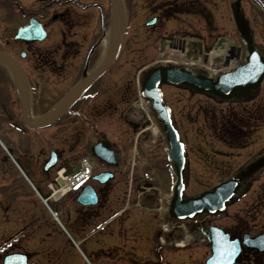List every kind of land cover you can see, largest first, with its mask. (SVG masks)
I'll return each instance as SVG.
<instances>
[{
    "label": "flooded vegetation",
    "instance_id": "flooded-vegetation-1",
    "mask_svg": "<svg viewBox=\"0 0 264 264\" xmlns=\"http://www.w3.org/2000/svg\"><path fill=\"white\" fill-rule=\"evenodd\" d=\"M210 1L215 14L212 11L211 14L210 11L206 13L200 0H168L158 9L162 14L147 19L145 24L153 20L146 27L164 59L142 63L137 67L135 80L118 85L106 80L116 61L102 74V59L106 53V49L102 50V0H0V53L11 60L0 59V212L9 209L7 202L14 193L23 194L16 196L22 209H45L39 197H50L60 177L58 170L64 167V175L71 174L79 168L83 158H88L93 163V169L100 167L99 171L93 170L76 189L50 202V206L66 222L74 239L83 246L100 238L102 244V230L118 223L122 224L123 230L132 229L138 236L136 244L131 245L135 248L131 253H125V249L115 244L114 249L125 253L123 258L128 264H147L146 258L154 254V247H164L168 254L167 245L156 242L152 237V228L155 226L159 229L165 220L181 223L170 218L168 212L163 213L166 210L165 205L164 208L162 206L165 192L154 184L152 178L162 159L169 162L171 181L176 178V171L168 159L170 150L165 141L166 133L148 101H145L146 111L142 110L145 117L141 115L138 121L133 119L134 116L132 119L129 117L135 107L142 108L139 91L144 78L152 69L166 66L203 75L212 85H216L219 77L234 73L246 65L251 53H257L264 64V0ZM182 15L212 21L208 28L210 32L206 30L203 33L200 21L191 29L181 24L180 27L169 24L166 27L167 22L181 21ZM218 21L226 24L223 26ZM18 30H22V34L16 37ZM125 42L124 35L122 48ZM170 53L175 54L177 59L166 58ZM189 57H197V62L187 61ZM79 86L81 88L75 99L54 120L37 127L26 123L25 117H41ZM158 88L182 143L184 138L180 133L187 129H192L197 136L201 134L204 112L200 101L204 93L217 104H232L234 110L239 107L237 104L244 106L245 118L232 111L223 118L225 120L220 121L221 125H210L229 148H241L248 144L247 140L252 134H260L259 138L264 141V77L257 87L236 90L227 98L179 83H162ZM172 89L182 93L189 91L190 99L195 98L188 111L179 114L185 125L177 120L174 106L167 101V91ZM180 98L183 99V95ZM181 106L185 107V103ZM205 117L208 124L214 123L208 116ZM113 119L117 121V126L113 127ZM118 128H122V131ZM106 129L113 130V134L119 132V141L111 140ZM100 140L109 141L116 166L100 162L91 155V146ZM158 141L165 145L161 147L156 143ZM184 149L186 170L188 148L184 145ZM199 150L200 153L205 151L203 148ZM52 153L55 162L45 169ZM200 156L206 167L214 165L217 171L224 168L215 164L207 153L203 152ZM263 162L264 156L255 163ZM251 166L246 165L239 171L236 177L239 182L245 180ZM106 171L113 172V177L105 183L92 179L98 172ZM205 172L203 170L194 177L197 180L212 177ZM226 175L227 178L222 181L229 179L230 176ZM116 177L124 180L125 186L128 185L127 189L117 194L107 189ZM91 182L97 184L93 185L97 202L94 205H80L76 197ZM110 197H115L117 203L113 212L111 208L114 203ZM107 212H110L108 217ZM224 216L223 212L214 215L202 212L182 222H186L183 223L186 229H198L204 237L208 235L210 226L240 241L243 233L256 235L248 230L246 221L240 219V225L234 218L229 225L222 224L220 220ZM207 245L210 247L208 241ZM87 250L90 251L89 256H102V247ZM107 253L104 249L103 255L107 256ZM3 255L0 253V264ZM256 256L260 254L242 247L234 264H252ZM31 261L28 256V262Z\"/></svg>",
    "mask_w": 264,
    "mask_h": 264
},
{
    "label": "rangeland",
    "instance_id": "rangeland-1",
    "mask_svg": "<svg viewBox=\"0 0 264 264\" xmlns=\"http://www.w3.org/2000/svg\"><path fill=\"white\" fill-rule=\"evenodd\" d=\"M200 1L203 4L202 8H205L204 10L206 13L210 11L211 14L212 11V13L215 14V12H213L212 1ZM166 3H168V0L122 1V25L126 42L124 47L120 50L118 58L112 66L110 73L106 76L107 82H115L118 85L131 83L136 79L137 67L139 65L154 59H164V55H161L162 51H160L156 44L152 42V37L148 32L149 28L146 27L145 22L153 15L161 13L158 9H161ZM189 5L190 3H188V6ZM181 17V21L165 23L166 27L168 28V24L171 27H180L181 24L182 26L191 29L194 26H197L198 21H200L199 24L202 26L203 33L205 34L206 30L210 32V29L208 28L211 27L212 21L196 19L191 15H182ZM218 22L220 24L222 23V25L226 24V22ZM234 27H236L235 22ZM108 30L109 1L102 0V50H107L108 47ZM197 57H189L187 61H196ZM186 66L193 69L190 65ZM197 67L202 68L199 66ZM180 95H183L184 98L181 99ZM167 101L174 106V113L177 120L179 122H184L185 125L184 119H182L179 114L188 111L189 106H192L195 98L192 97L190 99L189 91L185 90L182 93L176 89H172L167 91ZM139 103L142 108L140 106L135 107L134 110L130 112L132 114L129 116L130 119L134 116L133 119L138 121L141 115L145 117L142 113V110L146 111L145 101L141 98ZM183 103H185V107L181 106ZM200 103L204 112V116L202 117L203 128L201 134L197 136L192 132V129H187L186 132L180 133L184 138L182 141L185 147L188 148V164L186 167L187 169L184 170L183 173L185 185L183 196L191 197L200 194L204 190L211 189L225 179L227 176L226 174H228V177L230 176L231 178L236 179V177L239 176V171L244 166L252 164L250 172H248V174L246 173L247 176H245V180L240 182L241 184L234 201H232V203L223 211V215L226 216L221 218L220 222L229 225L232 223L233 218L235 220L240 219L246 221L248 230L252 234L264 232V162L262 164L255 163L256 161L263 159L264 141L259 138L260 134H252L251 137H249L250 140H247L249 141L248 144L241 148H229L220 140V135L217 132L215 133V128H213V126L217 127V125H221L220 123L222 122V119L232 111L238 113V115L241 114L239 117L245 118L243 115V104H237L239 107L234 110L232 104H217L205 93L202 95ZM205 115L208 116L210 121H214V123L211 122V124H208ZM114 119L112 120L113 127L117 126V121ZM210 125L213 126L210 128ZM118 129L119 131H122V128ZM105 131L111 140L119 141V132L113 134V130L111 129H106ZM156 143L161 147L165 145L161 144L162 141ZM202 148L205 149L202 153L204 152L209 156H212L211 159L213 162L224 167L222 168V171L224 170L226 173L223 172V174L222 171H217L214 169V165H208V167H206L204 163L201 162L203 158L200 156L202 153H200L201 151L199 149ZM229 155L232 156L230 157ZM168 164L169 162L167 160H160L155 168L156 171L153 173L152 178L154 184L170 196L169 192H171L170 187L172 178ZM99 168V166H95L94 171H99ZM203 170H206L205 173L211 174L212 177L197 180L194 177L195 174L201 173ZM91 184L97 186L95 182H91ZM125 188L127 189L128 185L125 186L124 180L121 179L120 181L117 177L111 181L107 187L109 191H114L116 194L117 192H122ZM163 195L161 194V196ZM16 196H23V194H12L7 202L10 205L9 209L0 212L1 255L9 250H21L22 252L27 253L29 258L36 261L38 264H87V262H90V264H128L124 261L125 259L123 258V255L126 252L131 253L132 250L135 251V248L133 249L132 247V243L136 244L135 239L138 237L137 234L134 231H131L132 229L123 230L121 226L122 224L119 225L118 223H115L102 232V244H100V238H97L98 241H92L91 243L82 246L83 251L87 254L90 252L87 248L90 250H97L102 247L101 258L95 255H88L90 261H86L80 251L70 242L62 227L51 219L49 216L50 213L47 212L48 210L41 207L34 209V211L22 209L20 206V199L16 198ZM115 200V197H110V201L114 203L111 208L112 212L116 210L115 206H117V203H115ZM165 204V200H163V208ZM164 212L165 210L163 213ZM109 214L110 212H107L106 217H108ZM237 224H241L239 220ZM183 225L184 227L178 229L175 233H172L170 237L166 236L167 243L164 245H167L166 249L169 250L168 254L164 247H154V254L146 258L147 264H170V262L171 264H205V260L210 255V247L207 245L206 239L201 236L198 229L189 231L186 229V225ZM87 228L89 227H86V229ZM243 229H246V227ZM121 230H123V232H121ZM122 234L125 235L122 236ZM156 234L157 229L154 226V228H152V237H154V240H156ZM178 241L187 244V246L181 251H177L178 248L175 247L174 244V242ZM115 244H118L117 247L120 249H125V253L116 252L114 249L116 247ZM104 249L108 252L107 256L103 255ZM252 264H264V254L256 256V261H253Z\"/></svg>",
    "mask_w": 264,
    "mask_h": 264
},
{
    "label": "water",
    "instance_id": "water-1",
    "mask_svg": "<svg viewBox=\"0 0 264 264\" xmlns=\"http://www.w3.org/2000/svg\"><path fill=\"white\" fill-rule=\"evenodd\" d=\"M110 5V27L109 36L110 43L105 57L102 60V74L115 61L123 38L122 19H121V1L109 0ZM153 23V20L147 24ZM22 30H18L16 37L21 36ZM37 38H41L37 37ZM0 59L11 61L6 55L0 53ZM264 77V64L261 57L257 53H252L247 59V64L239 67L234 73L225 74L218 78L217 84L212 85L210 81L202 76H194L183 69L173 67H157L148 72L142 83L140 95L150 101L152 110L156 113L158 120L163 124L166 133L167 141L170 147L168 159L173 163L177 170V182L173 187V198L170 203L169 213L178 220L188 219L195 215L207 212L215 214L222 212L225 206L230 202L236 194L239 182L236 179H229L213 187L212 190L204 191L198 196L188 197L183 199L184 181L183 169L185 165L184 149L179 140V135L172 125L168 107L163 103L161 93L158 86L164 84H183L193 89L209 92L221 97H229L236 90H246L255 88L259 81ZM79 88L67 93L58 103L48 110L41 117L32 119L25 117L26 123L31 127L45 126L54 120L64 108H66L76 97ZM91 155L97 158L100 162L105 161L114 166L117 165L114 152L110 147V143L106 140L91 146ZM55 162L54 153L51 154L50 160L45 166L47 169ZM113 177V172H101L92 177L99 183H105ZM58 182L62 184L59 178ZM97 195L91 185H86L77 196V202L80 205H94L97 202ZM57 214L56 211H53ZM63 229L67 231L64 224H61ZM206 231H204L205 233ZM208 240L211 243V256L206 260V264H232L236 256L240 252L241 244L238 239H230L227 233L216 227H209ZM77 242V241H75ZM242 243L248 248H255L257 251H264V234H259L250 238L247 234H243ZM89 261L88 257H86ZM2 264H27V254L22 252L8 253L2 258ZM36 264V263H30Z\"/></svg>",
    "mask_w": 264,
    "mask_h": 264
},
{
    "label": "bare ground",
    "instance_id": "bare-ground-1",
    "mask_svg": "<svg viewBox=\"0 0 264 264\" xmlns=\"http://www.w3.org/2000/svg\"><path fill=\"white\" fill-rule=\"evenodd\" d=\"M107 46H108V45H107ZM166 58H168V59H172V60H176V59H177V57L175 56V54H171V53H170V54H167V55H166ZM59 174L62 176V173H61V172H60ZM62 179H63V185L57 183V186L54 188V190H53V192L51 193L50 197H48V196H47V197H45V196L42 197L45 201H47V203H48V201H50L51 199H55V198H57L58 196H60V194H64V193H66V191H67L68 188L70 187V185H71V183H72V179L69 178V177H66V176H63ZM178 246H182V242H180V243L178 244Z\"/></svg>",
    "mask_w": 264,
    "mask_h": 264
},
{
    "label": "built area",
    "instance_id": "built-area-1",
    "mask_svg": "<svg viewBox=\"0 0 264 264\" xmlns=\"http://www.w3.org/2000/svg\"><path fill=\"white\" fill-rule=\"evenodd\" d=\"M84 164H86V163H84ZM87 165V164H86Z\"/></svg>",
    "mask_w": 264,
    "mask_h": 264
}]
</instances>
